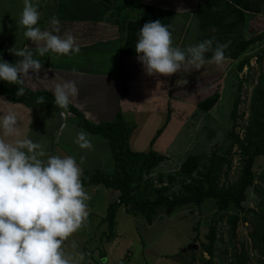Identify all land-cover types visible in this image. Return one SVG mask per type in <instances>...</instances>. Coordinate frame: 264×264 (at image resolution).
<instances>
[{
    "label": "crops",
    "instance_id": "0c3cea01",
    "mask_svg": "<svg viewBox=\"0 0 264 264\" xmlns=\"http://www.w3.org/2000/svg\"><path fill=\"white\" fill-rule=\"evenodd\" d=\"M115 1L34 0L41 30L49 29L50 18L55 16L60 22V34L70 32L79 52L36 57L41 61V69L36 74L30 70L32 78L24 85L33 91L51 92L55 83L74 80L78 95L70 104L88 121L93 124L112 121L121 111L136 124L130 138L131 148L147 152L152 147L168 155L164 161L168 162L170 150L193 118L197 103L213 95L226 79L238 42L264 31V0H141L138 7L127 13L129 18L122 36L109 8ZM22 7L23 0H0V44L15 62L22 58L15 56L13 49L35 48L18 24ZM156 19L169 26L172 46L181 50L214 37L213 47L217 43L224 45L223 67L206 64L199 70L181 69L170 76L148 75L136 57V34L145 22ZM210 56L211 52L205 53L206 60ZM3 111L14 112L22 136L39 142L47 154L71 155L82 171L113 172L108 140L80 126L78 116L71 111L27 106L1 95L0 112ZM53 111L56 125L50 128L48 121ZM79 132L86 134L90 149H80L73 142ZM83 190L89 196L85 202L88 215L93 213L101 219L119 196L117 190L102 184L88 185Z\"/></svg>",
    "mask_w": 264,
    "mask_h": 264
},
{
    "label": "clouds",
    "instance_id": "9594fccd",
    "mask_svg": "<svg viewBox=\"0 0 264 264\" xmlns=\"http://www.w3.org/2000/svg\"><path fill=\"white\" fill-rule=\"evenodd\" d=\"M38 19L34 0H23L18 24L35 48L13 49L11 52L22 58L14 63L0 59V81L18 85L17 96L32 78L30 70L36 74L41 69L36 57L79 52L70 32L60 34L55 16L45 30L38 26ZM136 36V57L148 75L170 76L206 64L222 68L225 63L224 45L213 47L214 37L181 50L172 46L169 26L159 19L145 22ZM208 52L211 56L206 60ZM51 93L55 106L67 110L78 88L74 80H64L55 83ZM73 142L80 149L91 148L83 132L77 133ZM81 174L73 156L47 154L39 142L22 136L14 112H0V264H80L83 255L74 256L62 245L88 216L85 202L89 196L82 188Z\"/></svg>",
    "mask_w": 264,
    "mask_h": 264
},
{
    "label": "trees",
    "instance_id": "16d2710c",
    "mask_svg": "<svg viewBox=\"0 0 264 264\" xmlns=\"http://www.w3.org/2000/svg\"><path fill=\"white\" fill-rule=\"evenodd\" d=\"M140 4L141 0H116L109 6L121 36L126 30L129 18L127 13L133 11ZM261 40H264V32L249 38L243 37L238 42L232 59L238 60ZM0 59L9 63L15 62L1 44ZM257 60L261 63L264 60V53ZM248 64H250L248 56L239 59L237 70L241 72ZM23 86V94L17 96L18 85H15V90L12 91L0 81V96L3 95L10 101L20 102L27 106L60 110L53 103L54 98L51 92L33 91L25 85ZM219 98L220 93L216 91L213 95L200 100L196 105L197 109L208 113ZM239 99V94H237L231 113L232 117L236 116ZM67 110L78 116L80 126L89 132L104 136L112 151L113 172L84 170L80 177L82 188L92 184H102L119 193L118 199L109 204L106 215L102 218L107 226V237L113 234L117 211L121 206H124L126 211L134 216L142 214L151 224L159 208L165 209L166 214L171 215L183 206L189 204L201 206L206 200L212 199L215 201L218 211L227 214L232 241L236 237L240 221L246 220L252 229L250 232L253 241L252 249L257 250L261 258H264V213L250 210L253 212L251 220H248L246 216L242 217V213L245 211L242 203L246 198V191L254 185L256 176L253 166L256 159L264 155V70L261 71L257 85L253 90L250 120L245 128L243 138L230 131L228 133L229 138L232 139L230 148L224 150L223 153L215 148L209 155H190L182 162L175 174L158 173L156 176L153 174L155 168L168 159L167 156L152 147L147 152L133 150L130 138L136 124L127 120L121 111L116 113L112 121L93 124L75 106L69 104ZM170 115L169 112L168 120ZM166 123L158 130L157 136L160 135ZM154 141L155 138L152 142L154 143ZM234 145L237 147L241 168L236 180L225 184L221 181L222 177H225V172L232 167V160L228 157V153ZM202 160H207V164H202ZM177 177H181V179L177 180ZM176 183H179L180 187L175 190ZM231 207H235L236 210L233 213H228L227 211ZM217 233L216 226H210L206 234L207 242L202 243L203 251L209 255V259L204 260L205 264H214ZM247 245L243 243L239 250L235 247L228 264H248L250 252Z\"/></svg>",
    "mask_w": 264,
    "mask_h": 264
},
{
    "label": "rangeland",
    "instance_id": "374dc122",
    "mask_svg": "<svg viewBox=\"0 0 264 264\" xmlns=\"http://www.w3.org/2000/svg\"><path fill=\"white\" fill-rule=\"evenodd\" d=\"M263 53L264 40H261L239 58H250V64L245 65L241 72L237 70L239 59L233 61L226 79L220 85L219 82L216 83V86L219 85L216 91L220 93L216 105L208 113L196 110L173 144L169 161L162 162L155 168V176L158 173L175 174L190 155H209L215 148L223 153L232 144L228 134L230 131L243 138L250 120L253 90L264 70V60L261 63L257 60ZM1 82L12 91L15 90V84ZM237 94L240 97L239 104L236 116L232 117ZM54 116L53 111L51 120L48 121L50 128L56 125ZM129 118L133 119V115L130 114ZM228 157L232 160V167L222 177L221 182L225 184L236 180L241 168L235 145L231 147ZM202 164H207V160H202ZM253 169L256 175L254 185L247 189L242 203L245 210L242 217L246 216L248 220L253 218L250 210L264 213V155L256 159ZM179 179L181 177H177ZM176 184L175 190L180 187L179 183ZM234 210L236 208L231 207L227 212L233 213ZM212 225L218 231L214 264H228L235 247L239 250L243 243L248 244L250 252L248 264H264V258H261L257 250L252 249V229L249 223L244 219L240 221L236 237L232 241L227 214L218 211L212 199L206 200L201 206H183L171 215L159 208L151 224L142 214L134 216L121 206L110 237H107L106 224L92 213L62 246L74 256L82 254L84 259L80 264H205L204 260L209 259V255L203 251L202 243L207 242L206 234ZM192 243L198 245L197 249L183 251Z\"/></svg>",
    "mask_w": 264,
    "mask_h": 264
},
{
    "label": "water",
    "instance_id": "95a60500",
    "mask_svg": "<svg viewBox=\"0 0 264 264\" xmlns=\"http://www.w3.org/2000/svg\"><path fill=\"white\" fill-rule=\"evenodd\" d=\"M198 245L195 243H192L188 246V248H185L183 251H186L187 249H197Z\"/></svg>",
    "mask_w": 264,
    "mask_h": 264
}]
</instances>
